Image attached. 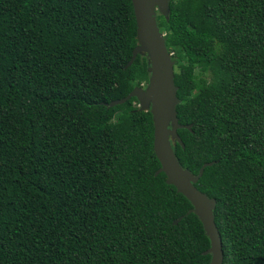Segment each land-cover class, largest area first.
<instances>
[{
    "label": "trees",
    "instance_id": "obj_1",
    "mask_svg": "<svg viewBox=\"0 0 264 264\" xmlns=\"http://www.w3.org/2000/svg\"><path fill=\"white\" fill-rule=\"evenodd\" d=\"M180 166L215 199L222 264H264V0H170ZM130 0H0V264H209L155 175ZM178 220L177 224H174Z\"/></svg>",
    "mask_w": 264,
    "mask_h": 264
},
{
    "label": "water",
    "instance_id": "obj_2",
    "mask_svg": "<svg viewBox=\"0 0 264 264\" xmlns=\"http://www.w3.org/2000/svg\"><path fill=\"white\" fill-rule=\"evenodd\" d=\"M136 23L137 46L126 65L129 67L137 55H145L148 60L147 86L134 88L125 98L112 101L109 106L121 105L131 98H136L141 111H149L153 122V151L160 164L155 175L163 173L165 182L176 189L191 204L188 213L196 215L202 224L210 246L203 255H210L209 264H222V242L215 225L213 212L215 199L208 198L194 184L202 176L206 167L213 163H205L194 175L183 169L175 157L172 145L176 141L182 146L177 135L178 129L191 128V125H180L177 119L176 106L177 86L174 82L175 63L168 52L164 35L157 25V15L167 17L170 0H130ZM178 220L174 222L177 224Z\"/></svg>",
    "mask_w": 264,
    "mask_h": 264
},
{
    "label": "clouds",
    "instance_id": "obj_3",
    "mask_svg": "<svg viewBox=\"0 0 264 264\" xmlns=\"http://www.w3.org/2000/svg\"><path fill=\"white\" fill-rule=\"evenodd\" d=\"M171 54V53H170ZM172 55V54H171Z\"/></svg>",
    "mask_w": 264,
    "mask_h": 264
},
{
    "label": "rangeland",
    "instance_id": "obj_4",
    "mask_svg": "<svg viewBox=\"0 0 264 264\" xmlns=\"http://www.w3.org/2000/svg\"><path fill=\"white\" fill-rule=\"evenodd\" d=\"M142 88H144V87H142Z\"/></svg>",
    "mask_w": 264,
    "mask_h": 264
}]
</instances>
